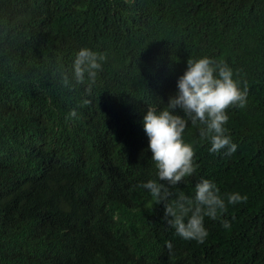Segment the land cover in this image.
<instances>
[{"label":"trees","instance_id":"16d2710c","mask_svg":"<svg viewBox=\"0 0 264 264\" xmlns=\"http://www.w3.org/2000/svg\"><path fill=\"white\" fill-rule=\"evenodd\" d=\"M140 1L134 17L126 16V37L103 51L85 39L90 24L108 18L96 1L89 4L96 18L73 8L79 17L65 19L69 25L48 12L32 33L35 52L25 36H1L4 69L16 65L15 50L34 55L43 68L56 65L48 61L53 53L69 84L37 73L29 90L4 94L37 135L28 167L17 169L18 184L5 198L8 206L0 203V264H264V3L255 2L259 19L247 28L254 35L217 37L227 0ZM239 1V13L249 12V0ZM85 47L104 56L90 90L71 78L75 53ZM204 56L232 68L247 88V103L227 110L238 145L230 156L209 154L200 126L189 121L185 139L199 167L178 187L191 194L205 178L221 194L239 192L247 200L228 205L218 220L205 218L209 235L198 244L176 236L162 219L163 204L154 205L140 187L155 178L142 119L148 108L166 107L187 62ZM71 108L79 114L75 121L66 119Z\"/></svg>","mask_w":264,"mask_h":264},{"label":"clouds","instance_id":"9594fccd","mask_svg":"<svg viewBox=\"0 0 264 264\" xmlns=\"http://www.w3.org/2000/svg\"><path fill=\"white\" fill-rule=\"evenodd\" d=\"M92 1L99 2L100 14L104 12L108 18L90 24L92 28L85 39L92 42L95 50L103 51L126 37L129 28L126 16L134 17L133 10L141 3L140 0H0V38L7 33L25 36L27 48L35 52L32 33L48 12L64 19V25L70 24L66 20H78L79 16L72 11L73 8H81L83 15L94 19L97 9L95 6L90 8ZM255 2L261 6L264 0H249V12L239 13V0L225 1L216 22L222 28L221 36L217 37L232 31H240V37L245 33L254 35L247 28L259 19V7ZM217 25L211 30L215 32L219 29ZM113 29L118 32L115 36L108 34ZM93 50L86 47L79 49L72 61V80L76 84L87 82L88 90L104 60L102 54ZM15 54L16 65L8 70L3 68L0 55V203L4 202L5 208L8 206L5 198L18 184L17 169H25L29 165L27 156L33 148L37 127L25 126L26 118L19 111H13L17 105L4 94L16 89L29 90L34 86V74L37 73H51L50 77L59 83L69 84V77L65 74L67 70L59 65L61 61L53 53L48 61L56 65L46 68L41 67L32 54L16 50ZM48 82L49 79L45 83ZM5 83L10 84L6 90L3 89ZM246 103L247 88H241L234 79L232 68L204 56L187 62L186 70L178 77L176 91L168 97L166 107L159 110L150 107L143 116V131L148 139L146 150L151 152L155 178L141 182L140 187L146 190L154 205L163 204L162 219L182 240L203 244L209 235L205 218L218 220L227 212L228 205L247 200V196L239 192L221 194L217 184L205 178L195 183L191 194L180 190L178 185L192 177L199 167L194 145L185 139V129L189 121L199 125L200 139L208 144V153L223 152L230 156L237 151L238 145L229 134L227 110L244 107ZM78 118L76 108H71L66 115L69 121ZM220 223L224 229L231 227L227 219H221ZM167 247L171 249V243H167Z\"/></svg>","mask_w":264,"mask_h":264}]
</instances>
